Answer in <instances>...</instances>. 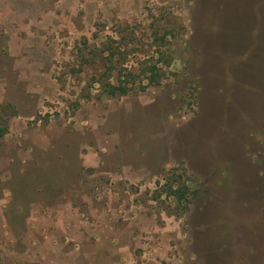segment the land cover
Here are the masks:
<instances>
[{
	"label": "rangeland",
	"instance_id": "rangeland-1",
	"mask_svg": "<svg viewBox=\"0 0 264 264\" xmlns=\"http://www.w3.org/2000/svg\"><path fill=\"white\" fill-rule=\"evenodd\" d=\"M6 3L0 104L15 114L0 137V233L19 263L38 264L23 253L32 205L58 204L74 236L60 249L77 244L76 263L264 264V0ZM151 15L184 27L170 74L96 98L86 83L101 64H79L75 46L87 56L83 37L94 47L131 25L129 59H142ZM182 168L196 191L183 213L163 192Z\"/></svg>",
	"mask_w": 264,
	"mask_h": 264
},
{
	"label": "trees",
	"instance_id": "trees-1",
	"mask_svg": "<svg viewBox=\"0 0 264 264\" xmlns=\"http://www.w3.org/2000/svg\"><path fill=\"white\" fill-rule=\"evenodd\" d=\"M159 16L161 15H151L147 29L145 28L151 30L148 38H151L152 41L146 45L149 47L150 53L144 51L142 59L133 61L129 59L132 49L127 48L135 40L136 35V30L131 25H126L125 29L118 25V29L113 31L114 35L105 34L102 39H99L98 45L94 47L89 46L87 38L83 37V47L87 48V56L81 52L80 47L75 46L79 64H101L99 73L91 75L86 83L90 88L97 84L96 98H100L102 95L114 98L140 92L148 86L158 84L162 78L170 74L167 69L173 57L170 44L176 38V29L182 31L184 27L171 16L166 17V20ZM93 35L98 37L95 32ZM73 70L75 71V68ZM83 97L90 99L92 95L87 91ZM12 110L13 107L10 104H0V137L8 131L6 123L9 117L15 114V111ZM82 171L83 173L93 172L95 168L79 167L75 175L83 178ZM180 177L183 180L178 183L176 178ZM187 181H189L188 174L186 169L182 168L181 174L176 177H174L172 169L171 175L164 183L165 186H168V190L163 192L166 196L170 195V192L174 194L175 201L181 206L182 213L187 211L190 200L196 194V191L191 190L187 185ZM154 198H158V195ZM25 213V215L28 214V209Z\"/></svg>",
	"mask_w": 264,
	"mask_h": 264
},
{
	"label": "crops",
	"instance_id": "crops-1",
	"mask_svg": "<svg viewBox=\"0 0 264 264\" xmlns=\"http://www.w3.org/2000/svg\"><path fill=\"white\" fill-rule=\"evenodd\" d=\"M6 1L0 0L2 2L0 9L3 8V10H0L1 14L7 8L6 4L8 2L6 3ZM0 18L4 22L6 17L0 15ZM10 52L11 55H15L13 50H10ZM32 73H35V71ZM3 92H5V85L0 82V102H2ZM39 208H42V205H32L30 213L25 219L26 230L23 243L26 244V248L23 253L33 255L38 264H82L76 263L77 244L65 252L60 249L64 238L68 236L72 239L74 236L67 230V218L63 212L58 211V204L45 206L43 212ZM3 222L0 220V227L2 228L5 226ZM30 235H35L37 241H31ZM0 248V264H21L19 259H22V257L18 255L19 252L15 249L14 236H10L4 229L0 233ZM29 250L31 254L28 253Z\"/></svg>",
	"mask_w": 264,
	"mask_h": 264
}]
</instances>
